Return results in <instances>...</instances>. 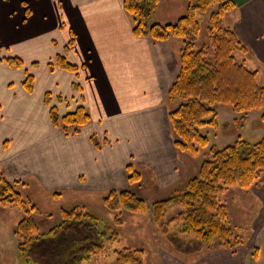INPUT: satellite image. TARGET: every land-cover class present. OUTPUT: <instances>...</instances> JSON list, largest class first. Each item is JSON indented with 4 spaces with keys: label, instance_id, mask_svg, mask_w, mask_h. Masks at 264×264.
<instances>
[{
    "label": "crops",
    "instance_id": "0c3cea01",
    "mask_svg": "<svg viewBox=\"0 0 264 264\" xmlns=\"http://www.w3.org/2000/svg\"><path fill=\"white\" fill-rule=\"evenodd\" d=\"M16 1L17 15L16 9H8L5 20L17 19L25 25L24 40L33 48L41 42L42 54L36 58L34 54L31 62L44 70L33 73L32 90L27 91L22 85L26 72L13 81L15 68L0 50V168L8 179L31 178L52 195L58 192L61 197L60 190H69L71 197L81 194L102 202L110 189L129 188V163L147 170L146 183L155 193L181 185L197 172L199 165L192 167V157L174 146L168 122L167 93L178 72L176 38L134 35L122 0ZM232 1L235 7L225 15L227 26L264 57V0ZM46 3L57 13L52 22ZM175 4L178 12L183 7L185 11L182 0ZM60 54L76 69H50L49 63ZM45 93L50 94L49 105ZM50 105L60 115L83 105L90 118L77 132L66 135L52 122ZM34 121L43 127L36 128ZM247 189H231L242 194L232 196V201L255 204L248 219L241 211L242 221L233 229L242 237L241 244H262L264 173ZM224 195L228 197L227 192ZM134 215L151 222L149 212ZM164 248L158 246L154 252L156 264H244L253 246H246L247 251L236 246L181 256ZM11 251L5 258L13 257L14 248Z\"/></svg>",
    "mask_w": 264,
    "mask_h": 264
},
{
    "label": "trees",
    "instance_id": "16d2710c",
    "mask_svg": "<svg viewBox=\"0 0 264 264\" xmlns=\"http://www.w3.org/2000/svg\"><path fill=\"white\" fill-rule=\"evenodd\" d=\"M122 1L130 14L134 35L180 40L178 72L167 93L168 122L174 146L180 152L191 157L201 155L208 145L207 135L201 129L217 127L218 104L230 106L240 114L233 119L238 129L253 110L261 111L264 119V82H259L256 70H250L243 60L237 59L235 54L244 53L246 46L229 26L223 25L225 15L235 7L232 0H186L184 13L165 23L148 21L159 0ZM204 15L208 42L195 48ZM3 59L11 67L23 66L18 56ZM54 67L76 69L63 54L49 63L50 69ZM33 81V74L26 73L22 85L31 91ZM49 96L45 93L47 105ZM49 113L55 125L70 133L77 132L90 118L83 105L62 115L55 105H50ZM237 138L223 148L212 146L206 150L208 156L178 193L148 203L129 188L110 189L102 197V204L114 212L115 225L122 222L121 210L133 214L149 212L166 241L180 254L234 249L243 239L230 226L228 209L221 196L232 187L249 188L264 173V135L255 142ZM126 174L128 184L138 186L140 172L130 163ZM16 184L26 183L8 179L0 168V205L18 207L23 213L13 230L20 261L17 264H80L92 255L103 254L106 243L119 240L114 228L82 206L60 208V220L41 232L33 218L39 212L37 205L17 191ZM175 206L179 210L166 220L167 212ZM113 251L114 264H144L142 249L121 247Z\"/></svg>",
    "mask_w": 264,
    "mask_h": 264
},
{
    "label": "rangeland",
    "instance_id": "374dc122",
    "mask_svg": "<svg viewBox=\"0 0 264 264\" xmlns=\"http://www.w3.org/2000/svg\"><path fill=\"white\" fill-rule=\"evenodd\" d=\"M182 1L184 2L185 6L186 0ZM178 2L179 0H159L156 10L152 13L151 17L148 20L149 23H165L174 21L178 16L184 13V7L182 10L183 12H178V10H176L177 4L175 3ZM16 4V0H0V45H8L7 49H3L1 47L0 50L2 51L3 55L18 56L23 61V66L14 67L15 69L13 71V81H17V76L18 74H21V72L31 74L36 72V74L39 75V73H43L44 70L41 68V66H38L39 64L37 62H31L34 54L35 58L39 57L42 54L40 48L38 47L41 42L38 43L35 48H33L32 43L30 44L29 42L24 40L23 26L25 25H22L21 22L17 19L12 23H10V20H5L6 11L11 8H14L15 10V6H17ZM43 6L45 7L44 9H47L49 11L48 18L51 19L52 22L53 17L55 16V14L57 15V13L55 12L54 8H51L48 5V3L43 4ZM17 10L18 9L15 10V16L17 15ZM206 17L207 16L204 15L201 20V30L198 39L195 42V48H199L202 44L208 42V36L205 28ZM223 25H229V17H225V19L223 20ZM235 35L238 37L236 33ZM175 40H178L179 46L180 40ZM240 41L246 46V51L244 53H236L235 55L237 59L239 61L243 60L245 62V65L250 70H256L258 73L259 82L263 83L264 57L253 49L251 43H247V45L245 41H242L241 39ZM1 77L2 74H0V78ZM215 109L217 111L218 125L214 128L206 127L201 129V132L207 135L208 145L205 149L202 150V152L200 153L201 155L192 157V167L198 166L201 160L208 156L206 150L208 151V149H210L212 146L223 148L226 145L233 143L236 139H238L237 137H240L241 139L248 142H255L264 135V119L262 118L261 111L253 110L249 112L247 114V119L244 125L238 129L233 124V119L237 116L239 117L240 114H236L231 109V107L227 105L218 104ZM32 123L36 125V128L43 127L42 124L38 121H34ZM57 127L61 129V126L57 125ZM64 133L66 135L72 134L70 132ZM203 154H205V156ZM135 168L140 172V179L138 181V186L134 183L129 186V189L136 192L137 195L145 199L156 200L167 198L175 193L180 192V189L185 184L183 183L178 186H176L177 184H175L171 187L163 188L162 190L158 189V192L155 193L151 186L146 183L147 170L144 167ZM30 179L31 178L25 179L27 182L31 183L29 184V186H27L26 184V186H23L22 184H16V190L22 193L23 196H28L31 201H33L37 205L39 212L33 214V218L36 221L41 232L48 231L60 220V208L68 209L74 206L84 207L88 212L94 214L100 221L108 223L117 231L119 238L118 241L106 243V250L103 254L92 255L90 259L83 260L80 264H114L115 254L113 250L115 248L121 247L142 249L144 251V264H156V261L154 259L156 255L154 254V252L157 251L158 246H164V249H168V251L170 250L169 252L174 253L175 255H183L178 253L171 247V245L161 234L160 230L153 223L151 217V222H148V219L146 218L135 219L134 216L139 215H134L128 211L121 210L120 217L122 219V222L118 225H115L113 222L114 212L105 208L101 201L87 200L86 198L81 197V194L75 197H71V193H69V190H60L62 193L61 197H59L60 193L56 196L60 199H55L51 193L47 192V190L39 181ZM140 184H142V186ZM234 188L238 189L236 187H232L225 191L228 193V197H225V192L221 196L224 202L227 201L225 205L226 207H228L227 209L229 214V221L232 228L237 224V222L242 221V212L245 213L243 216L244 218L248 215V213H250L252 205L250 201H243V203L240 202L239 199H235L234 201H232V196L242 195L241 193L237 194L236 191H231V189ZM247 190L248 191L246 192H248L249 194V189ZM241 204H243L244 207ZM253 206H255V204L252 205V207ZM178 210L179 208L176 206L171 208L167 212L165 219L168 220L171 216L176 214ZM22 217L23 213L18 207L0 205V264H17L20 262L17 257V251L15 247L16 239L13 234V230L15 224ZM245 219H248V217H246ZM262 233H264V231H262L261 234ZM12 238L14 240V244L12 243ZM248 245L253 246V248L249 250L250 254H245V256L248 258L244 261V264H264V237L262 238V244H238L237 248L247 251L249 248H246V246ZM11 248H14V253L12 255L13 257H8L10 256V252L12 254ZM8 251V256L5 258V254ZM190 254H193V252Z\"/></svg>",
    "mask_w": 264,
    "mask_h": 264
}]
</instances>
